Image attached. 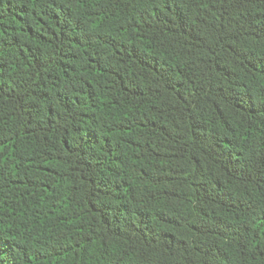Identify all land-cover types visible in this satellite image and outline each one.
<instances>
[{"label":"trees","instance_id":"obj_1","mask_svg":"<svg viewBox=\"0 0 264 264\" xmlns=\"http://www.w3.org/2000/svg\"><path fill=\"white\" fill-rule=\"evenodd\" d=\"M0 264H264V0H0Z\"/></svg>","mask_w":264,"mask_h":264}]
</instances>
